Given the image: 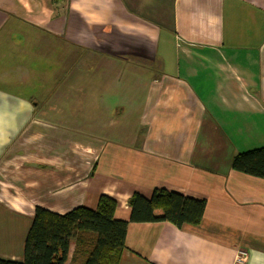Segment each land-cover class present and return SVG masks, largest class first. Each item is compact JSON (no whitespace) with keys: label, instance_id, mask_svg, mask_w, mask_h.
Instances as JSON below:
<instances>
[{"label":"crops","instance_id":"0c3cea01","mask_svg":"<svg viewBox=\"0 0 264 264\" xmlns=\"http://www.w3.org/2000/svg\"><path fill=\"white\" fill-rule=\"evenodd\" d=\"M260 148L264 0H0V259L23 260L38 207L108 195L130 220L159 188L202 222H130L119 264H264V179L231 168Z\"/></svg>","mask_w":264,"mask_h":264},{"label":"trees","instance_id":"16d2710c","mask_svg":"<svg viewBox=\"0 0 264 264\" xmlns=\"http://www.w3.org/2000/svg\"><path fill=\"white\" fill-rule=\"evenodd\" d=\"M233 171L264 179V148L236 155ZM130 220L116 218L118 202L101 195L96 209L77 207L64 215L36 208L26 237L22 261L0 259V264H119L126 249L130 222H169L197 226L206 201L155 189L150 199L135 193L129 199Z\"/></svg>","mask_w":264,"mask_h":264},{"label":"rangeland","instance_id":"374dc122","mask_svg":"<svg viewBox=\"0 0 264 264\" xmlns=\"http://www.w3.org/2000/svg\"><path fill=\"white\" fill-rule=\"evenodd\" d=\"M49 44H48V48L46 47L45 48V50H44V52H48L49 51ZM76 51V50H75ZM73 52V51H72ZM76 53H77V55H75V60L73 61V62H71L70 63V66H69V68L70 67H80V68H89V67H93L94 66V64H95V62L94 61H89V63H88V61H84L82 58H83V56H82V51H76ZM60 55H61V53H60ZM62 56V55H61ZM61 56H60V59H61ZM90 60H94V58L93 57H91V59ZM49 63V62H48ZM59 63V70H63V68L64 69H68V67H67V65H66V63L64 62V61H60V62H58ZM155 65H156V67L157 68H161V66H160V62H158V61H156L155 62ZM157 78H159V77H155L154 79H157ZM48 82H49V84H51L52 83V85H54L56 82H55V78L53 77V78H45ZM44 95H47V93H44ZM77 96H79L78 94H77ZM48 98H45L44 97V99H43V101H41V102H44L45 100H47ZM47 110H49V109H47ZM47 110H44V111H46V112H48ZM78 112V111H77ZM76 112V113H77ZM50 116V115H49ZM48 116V117H49ZM56 125H59V124H48V123H46V128L48 129V130H52V127H53V131L52 132H55V130L56 129H58L57 128V126Z\"/></svg>","mask_w":264,"mask_h":264},{"label":"built area","instance_id":"2783aa9c","mask_svg":"<svg viewBox=\"0 0 264 264\" xmlns=\"http://www.w3.org/2000/svg\"><path fill=\"white\" fill-rule=\"evenodd\" d=\"M248 260V254L245 251H240L236 255L235 264H245Z\"/></svg>","mask_w":264,"mask_h":264}]
</instances>
